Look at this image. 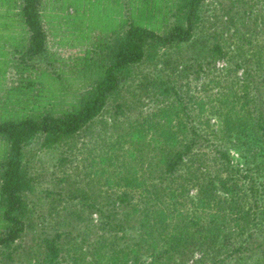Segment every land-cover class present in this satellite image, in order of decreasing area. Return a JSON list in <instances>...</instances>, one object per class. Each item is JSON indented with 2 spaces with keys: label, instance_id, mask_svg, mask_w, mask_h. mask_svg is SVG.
<instances>
[{
  "label": "trees",
  "instance_id": "obj_1",
  "mask_svg": "<svg viewBox=\"0 0 264 264\" xmlns=\"http://www.w3.org/2000/svg\"><path fill=\"white\" fill-rule=\"evenodd\" d=\"M132 1L76 105L0 117V264H264V0Z\"/></svg>",
  "mask_w": 264,
  "mask_h": 264
},
{
  "label": "rangeland",
  "instance_id": "obj_2",
  "mask_svg": "<svg viewBox=\"0 0 264 264\" xmlns=\"http://www.w3.org/2000/svg\"><path fill=\"white\" fill-rule=\"evenodd\" d=\"M118 2L117 0H84L83 10L78 9V11L71 2L72 6L69 4L68 7L72 8L73 14L68 22H74L76 27L69 32L68 38L76 41L78 45L64 46L56 42L52 32L48 33V51L40 58V64L45 68L44 72H32V74L24 72L21 75L14 69L9 70L7 81L0 86V117L14 111H26L33 104L37 106V110L51 107L53 112L63 111L76 105L109 61L105 54L104 37L114 26L113 24L108 26L109 22L112 23L113 18L118 19L123 16L125 5ZM132 2L130 0L128 6L132 5ZM135 2L136 6H140V0ZM117 6L122 8L120 13L115 12ZM45 18L49 23L50 17L45 16ZM15 53L17 52L8 54L13 61L17 56ZM6 90L10 91L6 94ZM7 150L8 142L0 136V158ZM3 228L4 225L1 223L0 230ZM29 241L28 234L26 243Z\"/></svg>",
  "mask_w": 264,
  "mask_h": 264
},
{
  "label": "crops",
  "instance_id": "obj_3",
  "mask_svg": "<svg viewBox=\"0 0 264 264\" xmlns=\"http://www.w3.org/2000/svg\"><path fill=\"white\" fill-rule=\"evenodd\" d=\"M71 2L74 3L76 11L83 10L84 0H43L42 11L47 33L52 32L57 43L75 47L78 43L68 38L69 32L76 27L74 22H68L73 14L72 8L68 7ZM18 3L19 0H0V86L7 81L9 70L15 71L16 68L15 62L8 54H18L27 36L24 22L18 12ZM45 16L50 17L49 23ZM9 91L6 90V94Z\"/></svg>",
  "mask_w": 264,
  "mask_h": 264
}]
</instances>
